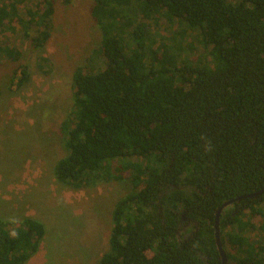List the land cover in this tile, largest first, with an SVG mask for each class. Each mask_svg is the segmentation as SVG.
Segmentation results:
<instances>
[{
  "label": "trees",
  "instance_id": "1",
  "mask_svg": "<svg viewBox=\"0 0 264 264\" xmlns=\"http://www.w3.org/2000/svg\"><path fill=\"white\" fill-rule=\"evenodd\" d=\"M26 1L0 0V28L35 24L43 47L55 0L37 1L25 19ZM91 16L105 67L73 74L56 177L75 188L131 184L99 264H222L215 222L229 200L219 216L227 264H264V243L247 235L257 216L264 234V193L238 199L264 189V0H93ZM163 21L177 24L172 36L161 35ZM190 31L205 48L195 59ZM21 73L19 84L29 77ZM45 233L34 217H0V264H24Z\"/></svg>",
  "mask_w": 264,
  "mask_h": 264
},
{
  "label": "rangeland",
  "instance_id": "2",
  "mask_svg": "<svg viewBox=\"0 0 264 264\" xmlns=\"http://www.w3.org/2000/svg\"><path fill=\"white\" fill-rule=\"evenodd\" d=\"M37 1L19 4L18 15L27 19ZM92 5L93 0H55L51 36L43 47L32 41L40 29L35 24L27 33L17 20H6L0 28V49L11 46L21 52L19 60L0 52V217L40 220L47 264H99L110 246L115 203L131 188L127 180L116 179L75 188L56 177V165L68 153L61 124L73 107V74L78 67H105L95 53L101 32ZM160 28L162 36H172L178 26L163 21ZM201 40L198 31H190L184 45L195 49L186 54L195 59L205 53ZM21 66L29 77L19 84ZM251 220L256 228L247 235L264 243L257 228L261 217Z\"/></svg>",
  "mask_w": 264,
  "mask_h": 264
},
{
  "label": "water",
  "instance_id": "3",
  "mask_svg": "<svg viewBox=\"0 0 264 264\" xmlns=\"http://www.w3.org/2000/svg\"><path fill=\"white\" fill-rule=\"evenodd\" d=\"M263 193H264V189H261L259 191L254 192V193H251V194H248V195H243V196L239 197L238 199H241V198L247 197V196L258 197V196H260ZM231 202H232L231 200L226 201L219 207V209L217 210V217H216V222H215V238H216L218 250H219V252L221 254L222 264H227L228 260H227V255H226L225 249L223 247L222 240H221L219 216L221 214V211L225 207H227L228 204H230Z\"/></svg>",
  "mask_w": 264,
  "mask_h": 264
},
{
  "label": "crops",
  "instance_id": "4",
  "mask_svg": "<svg viewBox=\"0 0 264 264\" xmlns=\"http://www.w3.org/2000/svg\"><path fill=\"white\" fill-rule=\"evenodd\" d=\"M7 220H10L9 218ZM44 251H42L41 243L37 252H35L24 264H47L42 256Z\"/></svg>",
  "mask_w": 264,
  "mask_h": 264
}]
</instances>
